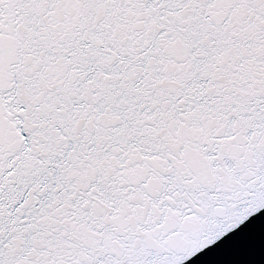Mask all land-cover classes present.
Segmentation results:
<instances>
[{"label": "snow or ice", "instance_id": "6c2138e0", "mask_svg": "<svg viewBox=\"0 0 264 264\" xmlns=\"http://www.w3.org/2000/svg\"><path fill=\"white\" fill-rule=\"evenodd\" d=\"M262 212L264 0H0V264H187Z\"/></svg>", "mask_w": 264, "mask_h": 264}, {"label": "water", "instance_id": "95a60500", "mask_svg": "<svg viewBox=\"0 0 264 264\" xmlns=\"http://www.w3.org/2000/svg\"><path fill=\"white\" fill-rule=\"evenodd\" d=\"M187 264H264V212Z\"/></svg>", "mask_w": 264, "mask_h": 264}]
</instances>
